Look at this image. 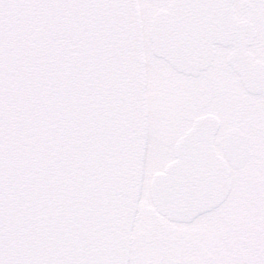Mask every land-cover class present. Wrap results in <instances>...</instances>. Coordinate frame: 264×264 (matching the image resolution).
Returning a JSON list of instances; mask_svg holds the SVG:
<instances>
[{
	"label": "water",
	"instance_id": "obj_1",
	"mask_svg": "<svg viewBox=\"0 0 264 264\" xmlns=\"http://www.w3.org/2000/svg\"><path fill=\"white\" fill-rule=\"evenodd\" d=\"M233 0H172L150 24L153 54L196 76L232 47L244 88L264 90L246 52L255 33ZM145 68L136 0H0V264H127L146 150ZM263 88V89H258ZM264 96V94L262 93ZM196 119L153 176L156 211L190 222L230 190L247 137Z\"/></svg>",
	"mask_w": 264,
	"mask_h": 264
},
{
	"label": "rangeland",
	"instance_id": "obj_2",
	"mask_svg": "<svg viewBox=\"0 0 264 264\" xmlns=\"http://www.w3.org/2000/svg\"><path fill=\"white\" fill-rule=\"evenodd\" d=\"M137 1L143 29L145 59L150 68L147 83L148 106L160 112V105L172 97L171 106L175 115L167 118L169 108L166 109L167 117L163 112L161 114L165 121L179 123L168 138L160 137L157 124L150 131L137 221L142 224L149 221L155 230L154 235L162 228L167 230L169 241L166 245V257L160 264H264V108L261 100L245 94L242 89H231L233 81L228 74L229 70L223 64L226 50H218L215 64L211 68L216 75L218 88L176 89V74L167 66L155 63L158 61L151 54L147 35L151 15L155 10L165 8L167 0ZM248 1L252 9H248L245 16L253 19V9L259 10L261 5L264 10V0L262 3L258 2L259 4L256 0ZM258 31L252 50L255 54L256 51L260 52L261 56L264 43L262 23ZM217 60L221 62L218 63ZM205 114H214L221 121L215 142L219 152L225 130L238 127L251 133L253 158L244 169L232 173L230 194L220 207L191 224H174L159 216L153 209L149 199V182L154 173L162 171L165 164L173 160V142L184 129L183 126L187 128L195 117ZM150 156L154 157L151 166ZM178 229L180 232L176 236L175 231ZM147 239L149 235L145 233L139 240H135L146 256L152 249V246L147 244ZM161 250V245L157 244L155 264L160 261ZM136 264H145V261H138Z\"/></svg>",
	"mask_w": 264,
	"mask_h": 264
},
{
	"label": "flooded vegetation",
	"instance_id": "obj_3",
	"mask_svg": "<svg viewBox=\"0 0 264 264\" xmlns=\"http://www.w3.org/2000/svg\"><path fill=\"white\" fill-rule=\"evenodd\" d=\"M257 3H262L263 0H256ZM258 3V4H259ZM259 10L257 9H253V19L252 18H248L246 15V13L248 12V9H252L251 4L248 0H235L234 1V9H235V13L240 15V13H242V15L238 16V19L240 21H250L253 25V27L255 28L256 32H257V37L259 34L258 31V27H261V23L262 25H264V10L262 8V6H259ZM263 44V48H262V55L260 56L258 51H256V49L254 48V50L258 53L255 54V52L252 51V54L254 55V59L258 60L262 63H264V43ZM255 46V45H253ZM148 69H150L149 67H147V72ZM213 70H209L207 72H205L203 77L202 75L200 77H202V81L201 83L199 82V80L201 79L200 77H196V78H192V77H186L183 75H176L175 79L177 82V88L176 89H216L217 87V83L215 80V74H213ZM206 74V75H205ZM230 77L232 78L233 81V88L231 89H243L239 80L237 79V77L231 73V71L229 70ZM200 84V85H199ZM230 84V83H229ZM199 85V86H198ZM172 97L167 100L164 101L160 107H159V111L160 112H156L152 109V106L149 107L148 110V130L149 133L152 129V127L154 125L157 124L158 130L160 131V137L163 138H168L170 137L169 134L173 133V130L175 131V126H177L179 123H177L176 121H171V122H167L163 119L161 112H163L166 116V109H170L169 112V116L167 118H172L175 115V111L173 110V106L172 105ZM171 106V107H170ZM153 112H155L156 114L159 113V115H155ZM154 119H153V118ZM158 117V118H157ZM154 120V122H153ZM183 130L181 131V133L178 135L179 137L182 135V133L185 132V126H183ZM177 136V138H178ZM176 138V139H177ZM160 141V139H159ZM155 230L152 229L150 222L146 221L142 223H139L136 219L135 224H134V229H133V235H132V244H131V248H130V257H129V264H136L138 261H145V264H155V255L157 253V244L161 245V252H160V261L158 262V264H160V262L163 261V259L166 257V245L169 237V234H167V230L165 228H162V230L159 231L158 234L154 235ZM177 232L176 236L179 235L178 232H180V230H176L175 233ZM145 233H147L149 235V239H147V244L152 246L151 249V253L146 256L144 255L145 253H142V249L140 247L139 244L136 243L135 240H139L141 236H144Z\"/></svg>",
	"mask_w": 264,
	"mask_h": 264
},
{
	"label": "bare ground",
	"instance_id": "obj_4",
	"mask_svg": "<svg viewBox=\"0 0 264 264\" xmlns=\"http://www.w3.org/2000/svg\"><path fill=\"white\" fill-rule=\"evenodd\" d=\"M232 7H234L233 6V4H232V6H231V8ZM233 11H232V14H233V16L235 15L236 16V13H235V9L233 8L232 9ZM237 22V21H236ZM237 23H239V22H237ZM254 33H255V31H254ZM254 41H255V38H254V40H253V43L251 42L249 45H247V47H246V52L252 57V54L250 53V52H252L253 50V44H254ZM220 50V49H219ZM252 50V51H251ZM217 62L218 63H220L221 62V60H217ZM223 64H224V66L228 69V70H230L231 71V73H233L235 70H234V64L231 62V54H229V55H227V54H225V56H224V58H223ZM235 75L236 76H238L239 77V79H240V76L235 72ZM238 79V78H237ZM240 81H241V79H240ZM258 89H263V88H258ZM260 94H258L262 99H263V102H264V96L262 95V93L264 94V90H260ZM153 161H154V157L153 156H150V158H149V166H151L152 164H153Z\"/></svg>",
	"mask_w": 264,
	"mask_h": 264
}]
</instances>
